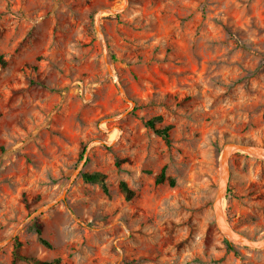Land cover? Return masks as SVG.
<instances>
[{
  "label": "rangeland",
  "instance_id": "obj_1",
  "mask_svg": "<svg viewBox=\"0 0 264 264\" xmlns=\"http://www.w3.org/2000/svg\"><path fill=\"white\" fill-rule=\"evenodd\" d=\"M0 54V264H264L213 211L225 146L264 145V0H0ZM230 167L225 218L263 238L264 155Z\"/></svg>",
  "mask_w": 264,
  "mask_h": 264
},
{
  "label": "water",
  "instance_id": "obj_2",
  "mask_svg": "<svg viewBox=\"0 0 264 264\" xmlns=\"http://www.w3.org/2000/svg\"><path fill=\"white\" fill-rule=\"evenodd\" d=\"M244 151L256 155H264V145L248 142H230L228 143L222 153V175L218 184V189L213 202V211L216 224L218 228L228 237L230 241H239L249 247L261 248L264 247V237L260 239H250L235 229L226 220L223 210V200L226 197L228 191L231 167L230 158L235 151ZM232 237V238H231Z\"/></svg>",
  "mask_w": 264,
  "mask_h": 264
},
{
  "label": "trees",
  "instance_id": "obj_3",
  "mask_svg": "<svg viewBox=\"0 0 264 264\" xmlns=\"http://www.w3.org/2000/svg\"><path fill=\"white\" fill-rule=\"evenodd\" d=\"M0 62L5 65L6 64V60L4 59L3 55L0 54ZM162 121V117L161 116H157L154 117L152 119H149L146 122V125L151 128L152 130H154L158 135H160L168 145L171 144V135H170V130H171V126H165V127H159L158 123H160ZM222 150H220V154H221ZM83 154L84 152L81 153V157L83 158ZM165 177V169L162 170L161 174L158 176L157 178V182H161L164 180ZM83 178L86 182H90V183H99L102 185L104 191L106 193H108L109 189H108V184H107V176L104 173L101 172H83ZM171 183L174 184L175 181L171 180ZM121 189L126 192L128 199H131L133 196V191L129 188V186L127 185L126 182L122 181L121 182ZM28 231L30 232H34L38 235L40 242L45 245L50 247L51 244L42 236V225L38 222V221H34L31 225H29L28 227ZM16 248H15V254H14V262L13 264H18L19 261H27L30 262L32 264H60L61 263V259L60 258H55L53 260L47 261V260H41L39 258L33 257V256H26L24 254H22L20 252V248H21V243L16 240ZM227 244L229 248H233L234 243L232 241H230L227 238Z\"/></svg>",
  "mask_w": 264,
  "mask_h": 264
}]
</instances>
